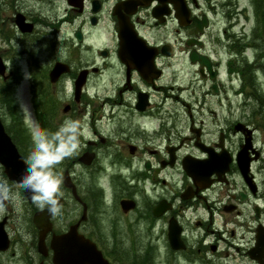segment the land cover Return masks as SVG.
Segmentation results:
<instances>
[{
  "label": "flooded vegetation",
  "instance_id": "1",
  "mask_svg": "<svg viewBox=\"0 0 264 264\" xmlns=\"http://www.w3.org/2000/svg\"><path fill=\"white\" fill-rule=\"evenodd\" d=\"M64 2L55 16L49 0H0L12 143L27 161L10 97L23 73L50 136L80 126L77 152L54 167L60 213L45 232L32 200L0 215V264H264V123L244 99L257 101L264 73V0ZM0 178L14 186L1 164ZM79 240L91 245L76 262L66 247Z\"/></svg>",
  "mask_w": 264,
  "mask_h": 264
},
{
  "label": "clouds",
  "instance_id": "2",
  "mask_svg": "<svg viewBox=\"0 0 264 264\" xmlns=\"http://www.w3.org/2000/svg\"><path fill=\"white\" fill-rule=\"evenodd\" d=\"M29 78L30 74L25 73V79ZM21 111L23 114H30L24 105H21ZM79 127L76 122L68 120L56 133L51 136L43 134L38 138L27 158V170L19 180L12 182L14 186H10L8 180L0 178V215L7 212L9 204L15 206L19 192L30 193L32 202L49 214L60 213L63 178L54 171V167L65 157L77 152L80 146Z\"/></svg>",
  "mask_w": 264,
  "mask_h": 264
},
{
  "label": "rangeland",
  "instance_id": "3",
  "mask_svg": "<svg viewBox=\"0 0 264 264\" xmlns=\"http://www.w3.org/2000/svg\"><path fill=\"white\" fill-rule=\"evenodd\" d=\"M65 0H49V4H47L48 6H46L47 8V12L55 15V16H62L64 14H66V12L64 11L65 8H66V5H65ZM50 5V6H49ZM81 19H77V21L75 22V24H79V21ZM103 27V25H102ZM105 28V27H104ZM104 46H109V43L108 44H104ZM182 66H179L178 65V69H182L181 68ZM253 71V70H252ZM251 71V72H252ZM256 82V85H257V91L258 93L261 95L262 99L264 100V73L263 72H260V73H255V76H254V80ZM245 101L250 104L251 107H255V109L257 108H260L262 107V117H263V123H264V106L263 104H261V102H258L256 101V99H253V98H247L245 97L244 98ZM24 106L27 107L28 111L30 112L29 115H27V119H28V123L29 125L33 128L32 130L34 131V133H36V136L35 139L37 140L39 138V129H38V126H37V123H36V120L33 116V113H32V108H31V104L29 103V96L27 95L25 97V103L23 104ZM250 108H245V113L247 114L248 111H249ZM244 111V109H243ZM264 126V124H263ZM264 131L260 132V133H263ZM64 162L66 160H63ZM56 169L59 167L58 165H55ZM22 198L19 194V198H18V201L16 202L15 206H14V209H17V210H20L21 207H22ZM13 205L9 204L8 205V208H7V211H10L11 207Z\"/></svg>",
  "mask_w": 264,
  "mask_h": 264
},
{
  "label": "water",
  "instance_id": "4",
  "mask_svg": "<svg viewBox=\"0 0 264 264\" xmlns=\"http://www.w3.org/2000/svg\"><path fill=\"white\" fill-rule=\"evenodd\" d=\"M183 5V0H177ZM0 163L4 166L5 172L10 180L17 181L21 178L22 174L27 170V164L16 152L14 146L11 144L9 138L4 134L3 128L0 125ZM24 195L30 200V193L23 192ZM47 210L42 211L40 214H45ZM4 236H0V239ZM6 243V242H5Z\"/></svg>",
  "mask_w": 264,
  "mask_h": 264
}]
</instances>
